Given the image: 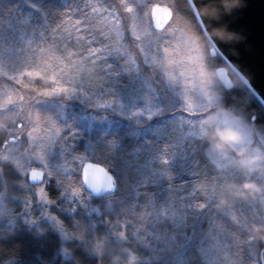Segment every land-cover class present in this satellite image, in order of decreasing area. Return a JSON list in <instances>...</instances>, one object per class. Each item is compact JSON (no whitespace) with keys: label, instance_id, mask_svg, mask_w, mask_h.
<instances>
[{"label":"rangeland","instance_id":"obj_1","mask_svg":"<svg viewBox=\"0 0 264 264\" xmlns=\"http://www.w3.org/2000/svg\"><path fill=\"white\" fill-rule=\"evenodd\" d=\"M167 1L61 0L71 23L55 31L17 0L0 20V253L11 241L48 253L56 238L61 260L238 264L225 216L262 264L264 124L224 103L212 45L184 15L155 28ZM103 144L136 169L95 196L82 168Z\"/></svg>","mask_w":264,"mask_h":264},{"label":"water","instance_id":"obj_2","mask_svg":"<svg viewBox=\"0 0 264 264\" xmlns=\"http://www.w3.org/2000/svg\"><path fill=\"white\" fill-rule=\"evenodd\" d=\"M211 42V54H219L227 63L216 68V75L225 88L231 89L233 70L264 105V0H189ZM156 29H164L173 12L162 5L152 8ZM85 187L95 196L115 189V178L108 168L95 161H86L82 168ZM42 169H31V184L44 181ZM264 256V254H263ZM264 264V263H263Z\"/></svg>","mask_w":264,"mask_h":264},{"label":"trees","instance_id":"obj_3","mask_svg":"<svg viewBox=\"0 0 264 264\" xmlns=\"http://www.w3.org/2000/svg\"><path fill=\"white\" fill-rule=\"evenodd\" d=\"M16 2L17 0H0V20L5 16L9 19H14L17 11H19L20 8H24V3ZM33 2L39 6L44 13L43 15H45L46 19L50 21L48 29L58 31V29L65 27L66 24L71 23H65L68 17V10L61 0H33ZM162 4L173 10L175 14L184 15L193 28L205 38L207 43H210L189 0H177L176 2L167 1ZM50 41H52V39ZM232 78L235 82V86L231 89L225 88L220 82L222 85V97L224 103L227 105L230 103L236 104L243 111L245 116L248 118L251 117L252 120H256L263 125L264 105L236 73H233ZM254 114L257 115L256 119H253ZM116 136L117 135L110 136V139L115 140L118 138ZM121 138L124 139V135H122ZM95 159L98 163L106 166L113 176L118 178L120 183H123L125 177L124 174L126 175L127 168L130 166H128L129 160H127L128 158H126L125 155L120 156V153L109 149V147H106V145L103 144L100 146L99 153ZM130 168L131 171L128 173H134L136 169L134 163ZM238 173L235 175L237 176ZM220 217H222L219 220L221 225L233 236V240L236 244L237 256L239 258L238 264H251L255 257L253 249L248 241L251 232L242 224L229 220L225 216ZM258 238L262 246L260 253L264 254V232H262ZM55 241L52 251L48 253L42 248L34 245L29 246L20 244V241L6 242L0 253V264L13 260L21 261L22 264H40L37 260H39L41 264H96V259H94L89 253L82 252L80 249H77L74 252L72 258L61 260L60 255L56 253V238ZM188 264H204V262L199 256H192V258L190 257Z\"/></svg>","mask_w":264,"mask_h":264},{"label":"flooded vegetation","instance_id":"obj_4","mask_svg":"<svg viewBox=\"0 0 264 264\" xmlns=\"http://www.w3.org/2000/svg\"><path fill=\"white\" fill-rule=\"evenodd\" d=\"M169 1H173V2H176L177 0H169ZM157 2H160V1H157ZM155 5H161V4H155ZM154 5V6H155ZM153 6V7H154ZM162 6H164V5H162ZM152 7V8H153ZM171 10V9H170ZM172 11V10H171ZM173 12V11H172ZM173 16H174V13H173ZM173 18V17H172ZM171 21H172V19H171ZM212 56H215L216 57V60H218V63L220 64V65H218V66H221V65H227V63H226V61L217 53V54H215V55H212ZM229 72H230V75L232 76L233 75V73H235L233 70H231L230 68H229ZM234 86H235V83H234ZM256 117H257V115L256 114H254L253 115V119H256ZM260 261H261V263L263 264L264 263V256L262 257H260Z\"/></svg>","mask_w":264,"mask_h":264}]
</instances>
